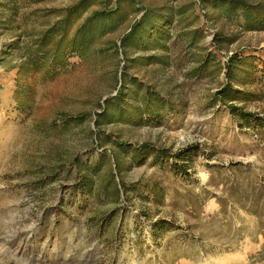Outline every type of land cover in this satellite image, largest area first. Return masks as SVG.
<instances>
[{"label":"rangeland","instance_id":"374dc122","mask_svg":"<svg viewBox=\"0 0 264 264\" xmlns=\"http://www.w3.org/2000/svg\"><path fill=\"white\" fill-rule=\"evenodd\" d=\"M140 1L156 6L166 0ZM171 2H194L199 20L188 28H201L202 38L189 43L177 27L166 49L129 50L128 75L170 100V108L147 121L96 128L92 113L73 129L52 126L58 111H99L90 101L103 94L91 91L94 74L72 56L69 65L80 66L52 79L38 74L23 94L35 102L22 108L14 95L15 57L1 60L11 38L0 33V264H264V126L242 125L215 99L225 78L213 61L195 69L208 52L221 64L235 52L254 55L257 83L242 88L254 95L232 102L264 118V30L207 20L198 0ZM223 24L218 49L213 37ZM144 55L164 62L136 61ZM89 127L110 141L101 134L96 142L95 135L88 138ZM113 155L122 161L115 169ZM90 166L95 183L86 175ZM100 181H116L120 193L104 190Z\"/></svg>","mask_w":264,"mask_h":264},{"label":"trees","instance_id":"16d2710c","mask_svg":"<svg viewBox=\"0 0 264 264\" xmlns=\"http://www.w3.org/2000/svg\"><path fill=\"white\" fill-rule=\"evenodd\" d=\"M47 1L50 0H0V33L11 38L1 60L3 62L6 57H15L11 66L17 64L14 95L19 106L27 108L34 104V98L25 99L23 94L25 88L34 87L32 81L36 80L38 74L41 78L52 79L59 74L72 72L81 64L94 74L92 93L109 95L104 99L103 94L97 100L95 97L90 99L99 111L83 108L58 111L50 123L54 127L58 124L71 129L82 126L92 113L95 116L91 121L96 128L104 123H131L148 117H159L167 110V106L170 108V100L152 84L128 75V52L131 48L150 50V47L160 46L166 49V41L172 38L171 32L177 27L181 34L186 35L189 43H196L202 38L201 28H188L199 20L194 13V2L176 6L171 2L174 0H166L155 6L145 5L140 0H75L60 8L38 6ZM198 3L207 20L222 18L226 23L237 22L245 31L264 30V0H198ZM117 30L121 31L116 39L107 37ZM223 30L224 24L216 28L213 37V43L218 49H221L224 40ZM72 56L80 58L79 65H69L68 60ZM139 59L136 61L144 65L164 62L158 55H144ZM257 59L254 55L235 52L228 55L221 64L216 61L215 54L208 52L202 54V60L195 68L202 71L207 68L209 61H213L218 67V73L224 72L225 82L216 92L215 99L242 125L255 122L264 126V118L246 112L242 106L232 102L248 101L254 95L242 88L257 83ZM101 100L104 104L100 103ZM86 131L90 139L95 135L94 141L101 138V135L104 142L110 141L109 136L101 133L97 135L90 127ZM115 145L123 152L129 151L124 143ZM109 159L114 169L122 162L117 155ZM178 159L183 161L186 158L179 152ZM91 167L86 175L90 183H95L91 173L95 167ZM110 178H113V173ZM114 182L115 185H104L100 181V187L104 190L111 187L118 195L121 189ZM121 186L124 190L125 185Z\"/></svg>","mask_w":264,"mask_h":264}]
</instances>
